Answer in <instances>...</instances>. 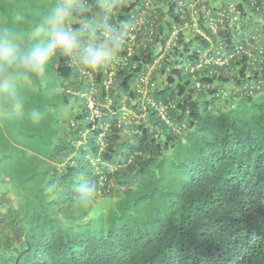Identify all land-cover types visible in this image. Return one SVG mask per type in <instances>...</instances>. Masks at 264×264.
<instances>
[{
  "label": "trees",
  "instance_id": "obj_1",
  "mask_svg": "<svg viewBox=\"0 0 264 264\" xmlns=\"http://www.w3.org/2000/svg\"><path fill=\"white\" fill-rule=\"evenodd\" d=\"M140 1L108 15V0H59L31 5L28 19L0 7L19 50L47 42L37 29L57 6L80 40L17 80L30 100L1 117L0 264H264V6L188 0L199 14L182 7L181 19L166 0L130 54L101 25L123 37ZM230 1L243 13L233 25L221 17ZM89 46L105 50L98 67L83 60Z\"/></svg>",
  "mask_w": 264,
  "mask_h": 264
},
{
  "label": "clouds",
  "instance_id": "obj_2",
  "mask_svg": "<svg viewBox=\"0 0 264 264\" xmlns=\"http://www.w3.org/2000/svg\"><path fill=\"white\" fill-rule=\"evenodd\" d=\"M68 15L69 10L66 7L54 8L44 19V25L47 28L37 29V31H47L50 38L46 43L33 45L25 50L15 47L11 42L10 34H0V62L5 66L3 82H0V96L5 101L17 102L19 98L14 82L17 80L30 81L33 75L43 71L57 50L65 55H72L80 49L79 32L64 27ZM101 27L112 32L111 25L108 24L106 18ZM111 43L114 48H118L121 43L120 35L113 34ZM104 59L105 50L101 47L89 46L83 50L84 62L93 68L101 65Z\"/></svg>",
  "mask_w": 264,
  "mask_h": 264
},
{
  "label": "built area",
  "instance_id": "obj_3",
  "mask_svg": "<svg viewBox=\"0 0 264 264\" xmlns=\"http://www.w3.org/2000/svg\"><path fill=\"white\" fill-rule=\"evenodd\" d=\"M123 1L124 0H108L109 4L111 6L108 10V15L111 14L112 12H114V7H116V5H120L121 3H123ZM131 1L133 2L132 4H137V0L136 1L131 0ZM199 1H201V0H199ZM248 1L250 2L251 5H255L258 2V0H248ZM261 2H262V6H264V0H261ZM166 3H167L166 0H141L140 4L138 5L139 7H137L133 11L132 15L130 16V19L132 20V26L131 25L128 26L126 24V22H122L119 24V27H121L122 31H124L122 34L123 37H121V41H122V43L128 44L130 54L134 53L135 47H138V46L140 47V45H137V43H136L137 33L140 32L142 29H145V25L148 24V19H151L154 14H157L159 9L165 8ZM178 5L180 7L178 11L180 12L181 19L184 18V14H185V11L182 9V7L188 8L187 11H189L191 13L192 18H196L197 15L199 14V9L196 7V5L190 4L188 0H179ZM242 15H243V13L237 9L236 4L232 1H230L228 3V9H226L225 11H223L221 13L222 18H226V19L231 18L229 21L232 25H233V23H237L238 18L241 17ZM208 24L213 25V18L210 19V22H208ZM212 29L215 32L216 26L213 25ZM198 32H201V31L197 30V33ZM179 33H180V28L175 26L173 29V32L171 34L170 40L173 42H177ZM102 34L105 38H111L113 36V34L108 32L107 30L103 31ZM150 34L151 35L153 34V30H151ZM204 34L205 33L201 32L202 36H204ZM204 37L207 38V36H204ZM168 49L169 48H167L166 50H168ZM165 53H170V52L168 50ZM226 61H227V59H225V58L224 59L216 58L217 64H223ZM149 76H151V73L146 77H144V76L141 77L137 81V85L139 86L138 87L139 89L141 88L140 85L143 82L148 81V78H150ZM89 106L91 109L94 110V104L92 101L89 102ZM94 113L99 114V112L96 110H94Z\"/></svg>",
  "mask_w": 264,
  "mask_h": 264
},
{
  "label": "rangeland",
  "instance_id": "obj_4",
  "mask_svg": "<svg viewBox=\"0 0 264 264\" xmlns=\"http://www.w3.org/2000/svg\"><path fill=\"white\" fill-rule=\"evenodd\" d=\"M45 4L51 5V6H56L59 4V0H38V1H34V2H33V0H0V7H6V6H11V5H13V6L19 5L20 7H23L24 13H23L22 17H24L26 19H28L30 16L29 7L31 5L43 6ZM20 12H19V14H20ZM69 16H70L69 18L72 19V15H70V13H69ZM192 31L193 30H190V29L187 30V33H186L187 40H190L193 38L192 37L193 36ZM0 34H8V33L0 31ZM82 34L83 33H81V36H82ZM0 82H3V81H0ZM163 84H164V82H159V85L162 86ZM15 85L17 86L16 90H17L18 98H20L22 100L26 99L25 101L29 102L30 97H31V89L28 86H26V83H24V82L15 81ZM54 90H56V88ZM55 92L58 93L57 91H55ZM1 97L2 96H0V122L2 119L1 117H4V115H5L4 110H6L8 114L12 113L11 110H12L13 105L15 104V103H13V105H11L10 102L5 101L4 99L2 100ZM64 110H65L64 113L67 116L69 114L68 112L71 110V108L67 105L64 108ZM5 125H6V123H5ZM24 154H25V150H24L22 155H24ZM28 156H30V154H28ZM19 157L21 159L25 160V158L23 156L19 155ZM16 166H17V163H15V164L13 163L12 165H10L9 169L12 170ZM10 182H12V180ZM3 187H4V185L0 182V190H2ZM13 187L15 188L14 185H13ZM9 197L14 199L13 193H9ZM104 201H108V200H104ZM105 204H108V202H105ZM10 207H12L13 209L16 208V201L15 200H13L11 202Z\"/></svg>",
  "mask_w": 264,
  "mask_h": 264
},
{
  "label": "crops",
  "instance_id": "obj_5",
  "mask_svg": "<svg viewBox=\"0 0 264 264\" xmlns=\"http://www.w3.org/2000/svg\"><path fill=\"white\" fill-rule=\"evenodd\" d=\"M133 1H136V0H133Z\"/></svg>",
  "mask_w": 264,
  "mask_h": 264
}]
</instances>
